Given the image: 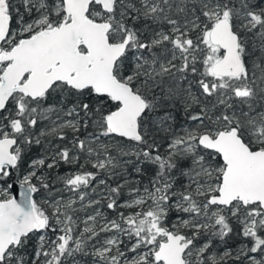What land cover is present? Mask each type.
Instances as JSON below:
<instances>
[{"label": "snow or ice", "instance_id": "1", "mask_svg": "<svg viewBox=\"0 0 264 264\" xmlns=\"http://www.w3.org/2000/svg\"><path fill=\"white\" fill-rule=\"evenodd\" d=\"M0 264H264V0H0Z\"/></svg>", "mask_w": 264, "mask_h": 264}, {"label": "water", "instance_id": "2", "mask_svg": "<svg viewBox=\"0 0 264 264\" xmlns=\"http://www.w3.org/2000/svg\"><path fill=\"white\" fill-rule=\"evenodd\" d=\"M19 193H20L19 186H17V190L13 193V195H15L19 199Z\"/></svg>", "mask_w": 264, "mask_h": 264}]
</instances>
